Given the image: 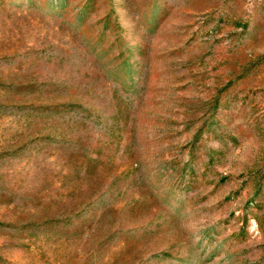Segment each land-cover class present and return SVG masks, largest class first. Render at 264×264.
I'll return each mask as SVG.
<instances>
[{"label": "rangeland", "instance_id": "1", "mask_svg": "<svg viewBox=\"0 0 264 264\" xmlns=\"http://www.w3.org/2000/svg\"><path fill=\"white\" fill-rule=\"evenodd\" d=\"M0 264H264V0H0Z\"/></svg>", "mask_w": 264, "mask_h": 264}]
</instances>
